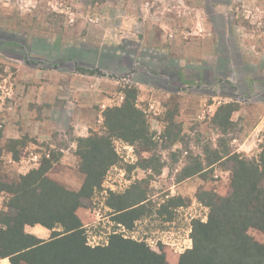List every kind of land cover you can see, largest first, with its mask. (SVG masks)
I'll list each match as a JSON object with an SVG mask.
<instances>
[{
	"label": "rangeland",
	"instance_id": "rangeland-1",
	"mask_svg": "<svg viewBox=\"0 0 264 264\" xmlns=\"http://www.w3.org/2000/svg\"><path fill=\"white\" fill-rule=\"evenodd\" d=\"M215 2L0 0V184L18 182L48 159V177L78 190L77 138L102 133L103 106H120L121 89L136 87L154 146L145 152L115 142L119 163L79 208L88 220L86 244L106 246L118 234L165 255L166 264H178L192 247V221L208 219L204 192H230L225 153L254 158L264 143V0ZM182 3L192 11L181 12ZM152 5L162 12L156 16L173 19L163 25L151 18ZM142 6L150 19L141 17ZM224 104L237 107L226 130L214 122ZM65 153L72 154L67 166L60 163ZM216 154L223 159L215 161ZM152 158V169L138 167ZM196 162L203 171L183 178ZM136 183L148 201L143 216L126 229L106 202L110 192L121 194ZM8 199L0 192V216L8 212ZM249 234L264 244V234ZM0 264L11 261L0 257Z\"/></svg>",
	"mask_w": 264,
	"mask_h": 264
},
{
	"label": "trees",
	"instance_id": "trees-1",
	"mask_svg": "<svg viewBox=\"0 0 264 264\" xmlns=\"http://www.w3.org/2000/svg\"><path fill=\"white\" fill-rule=\"evenodd\" d=\"M77 69L81 74L101 75L96 69ZM121 93L122 104L103 112L104 131L76 140V156L84 175L78 191L48 177L52 168L48 159L38 169L21 175L18 182L0 184V192L9 195L5 205L8 212L0 216L1 258H9L11 264H166L165 255L118 234L111 235L106 246L89 247L84 224L77 215L78 209L102 189L109 170L119 163L116 141L145 152L154 146L146 116L137 107V88L124 86ZM236 109L232 104L219 107L215 124L224 130L232 126ZM10 152L18 160V151ZM217 154L215 161L223 159ZM224 157L231 163L230 192L224 197L204 192L208 219L192 221V247L181 254L178 264H264V244L249 234L252 229L264 234V143L257 157L237 152H226ZM155 162L154 158L145 159L138 167L152 169ZM202 167L201 162H196L183 178L201 173ZM139 185L121 194L110 192L106 202L115 222L126 229L143 216L148 201ZM171 201L179 206L175 198ZM37 225L50 231L48 240L25 231V227Z\"/></svg>",
	"mask_w": 264,
	"mask_h": 264
},
{
	"label": "crops",
	"instance_id": "crops-1",
	"mask_svg": "<svg viewBox=\"0 0 264 264\" xmlns=\"http://www.w3.org/2000/svg\"><path fill=\"white\" fill-rule=\"evenodd\" d=\"M163 1H166V0H163ZM212 1H217V0H212ZM219 1V0H218ZM181 3V2H180ZM215 3H219V2H215ZM153 7H154V5H152V7H151V11H150V17L151 18H158V19H160V21H161V23H163V25L164 24H168L172 19H173V17L171 18V17H169L167 14L165 15V14H163L162 15V17H160V16H156V15H158L159 13H162V12H160V11H158V10H155V9H153ZM185 7H186V9H191L189 6H186L184 3H182V5L180 4V6H178V9H180L181 10V12H186V11H184V9H185ZM145 8H146V6H142L141 7V10H140V15H141V17H145V19H150V18H148L145 14V12H146V10H145ZM213 9V8H212ZM193 10H195V9H193ZM197 10V9H196ZM191 11H192V9H191ZM189 12H190V10H189ZM154 16V17H153ZM168 18H170V19H168ZM181 19H182V21H183V19H184V17H180ZM203 18V17H202ZM201 17H199V24H200V22L202 23V24H204L203 23V19H202ZM200 19H202V20H200ZM209 34V35H208ZM211 36V33H206V34H204L203 35V37H202V39H203V41H204V46H209V42H207V41H209V37ZM175 37H179V36H175ZM204 49H206V47L204 48ZM150 103H152V102H150ZM104 108H108V107H111V105L109 104L108 106L107 105H104L103 106ZM81 137H84V136H81ZM68 155H72L71 153L69 154V153H65L63 156H62V159H61V161H60V163L62 164V165H69V164H67L65 161H66V159H67V156ZM74 157V156H73ZM75 158V157H74ZM78 160L75 158V162H74V164H73V166L74 167H76L77 168V166H78ZM80 181H81V183H80V187H78V190L81 188V186H82V184H83V182H84V175L83 174H81L80 175ZM77 189L76 190H74V191H78ZM77 215L79 216V218L81 219V221H82V223L84 224V226H85V223H88V220H86L87 218L86 217H83L84 216V213H82L81 212V210L80 209H78V211H77ZM28 233H30V234H33V235H35L36 237H38L39 239H42V240H46L47 239V233H50V232H48V230L47 229H45V228H43V227H41V226H39V225H37V226H34V227H30L28 230H26Z\"/></svg>",
	"mask_w": 264,
	"mask_h": 264
}]
</instances>
